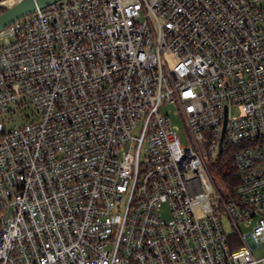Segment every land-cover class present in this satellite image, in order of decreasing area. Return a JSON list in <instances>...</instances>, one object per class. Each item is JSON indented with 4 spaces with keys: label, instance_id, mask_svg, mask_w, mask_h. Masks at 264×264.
Wrapping results in <instances>:
<instances>
[{
    "label": "built area",
    "instance_id": "built-area-1",
    "mask_svg": "<svg viewBox=\"0 0 264 264\" xmlns=\"http://www.w3.org/2000/svg\"><path fill=\"white\" fill-rule=\"evenodd\" d=\"M263 241L264 0H56L0 30V264H264Z\"/></svg>",
    "mask_w": 264,
    "mask_h": 264
},
{
    "label": "trees",
    "instance_id": "trees-1",
    "mask_svg": "<svg viewBox=\"0 0 264 264\" xmlns=\"http://www.w3.org/2000/svg\"><path fill=\"white\" fill-rule=\"evenodd\" d=\"M5 8V6L0 5V12ZM209 170L215 180L231 192L239 181L233 162V148L231 146L223 147L222 152L209 163Z\"/></svg>",
    "mask_w": 264,
    "mask_h": 264
},
{
    "label": "rangeland",
    "instance_id": "rangeland-1",
    "mask_svg": "<svg viewBox=\"0 0 264 264\" xmlns=\"http://www.w3.org/2000/svg\"><path fill=\"white\" fill-rule=\"evenodd\" d=\"M13 0H2V2L0 3L1 6H5V7H9L13 4ZM10 37L4 36L1 39L2 43L7 42L8 40H10ZM168 65L171 66L174 63L173 58H171L170 56H166ZM162 110L164 112H167L171 118V123L172 125L176 128L178 135L181 139V141L183 143H185V129H184V124L183 121L181 120V117L179 115V113L177 112L176 106L173 103H163L161 105ZM232 114H236L238 112V108L237 107H233L231 109ZM197 214H201V210L198 209L197 210ZM163 216H167V213L165 212V209L163 210ZM224 226L227 229L228 232H230L231 228L229 226V224L227 222L224 221ZM246 230H243V232H245ZM251 253L253 255L254 258L258 259L261 258L262 256H264V241L260 242L256 247L251 248Z\"/></svg>",
    "mask_w": 264,
    "mask_h": 264
},
{
    "label": "water",
    "instance_id": "water-1",
    "mask_svg": "<svg viewBox=\"0 0 264 264\" xmlns=\"http://www.w3.org/2000/svg\"><path fill=\"white\" fill-rule=\"evenodd\" d=\"M56 0H18L11 6L6 7L0 12V30L9 23L19 19L20 17L33 12L36 8L46 6ZM222 138V134H221ZM219 145V151H220Z\"/></svg>",
    "mask_w": 264,
    "mask_h": 264
}]
</instances>
